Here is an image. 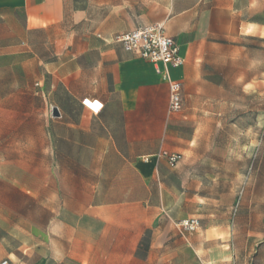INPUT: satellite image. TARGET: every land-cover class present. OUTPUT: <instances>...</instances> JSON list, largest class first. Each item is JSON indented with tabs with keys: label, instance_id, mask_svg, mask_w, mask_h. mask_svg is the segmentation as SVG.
<instances>
[{
	"label": "crops",
	"instance_id": "crops-1",
	"mask_svg": "<svg viewBox=\"0 0 264 264\" xmlns=\"http://www.w3.org/2000/svg\"><path fill=\"white\" fill-rule=\"evenodd\" d=\"M14 12L23 14L25 30L46 33L59 60L61 105L54 108L66 172L92 176L82 183L94 193L112 190L113 184L148 192L157 181L163 208L170 206L169 191L180 192L186 160L197 150L200 127L210 129L222 90L244 95L245 52L264 56V0H0V17ZM152 24L163 25L184 61L170 69L181 83L183 107L177 114L168 113V85L154 65L115 41ZM246 38L259 49L247 46ZM86 98L102 104L98 114L82 106ZM164 152L179 154L178 163L171 167L156 158ZM89 201L83 219L61 223L55 237L66 244L33 260L12 254L16 262L142 264L136 256L152 223L148 194Z\"/></svg>",
	"mask_w": 264,
	"mask_h": 264
},
{
	"label": "rangeland",
	"instance_id": "rangeland-1",
	"mask_svg": "<svg viewBox=\"0 0 264 264\" xmlns=\"http://www.w3.org/2000/svg\"><path fill=\"white\" fill-rule=\"evenodd\" d=\"M252 41L246 45L259 49ZM48 42L45 32L25 30L21 12L0 17V261L50 256L51 247L66 244L55 237L61 223L83 219L89 200L147 193L152 223L138 247L142 264H264V56L245 52L244 95L222 90L210 129L200 127L186 160L180 192L169 191L163 208L157 181L148 192L113 184L94 193L82 183L92 176L66 172L60 119L52 116L61 105L60 64ZM192 218L195 231L177 227Z\"/></svg>",
	"mask_w": 264,
	"mask_h": 264
},
{
	"label": "built area",
	"instance_id": "built-area-1",
	"mask_svg": "<svg viewBox=\"0 0 264 264\" xmlns=\"http://www.w3.org/2000/svg\"><path fill=\"white\" fill-rule=\"evenodd\" d=\"M115 41L121 45L125 52L131 53L140 59L154 65L156 73L168 85V113L177 114L183 107L181 93V83L173 80L170 76V69L178 68L183 64V58L177 43L165 34L162 24H152L139 27L128 32L119 34ZM92 114H98L102 109V104L93 99H83L81 101ZM156 158H164L171 167L175 166L180 156L175 153H160ZM144 161L148 162L149 158ZM177 227L188 232L195 231L199 227V220H181ZM0 264H25L23 262H13L10 259L0 261Z\"/></svg>",
	"mask_w": 264,
	"mask_h": 264
},
{
	"label": "water",
	"instance_id": "water-1",
	"mask_svg": "<svg viewBox=\"0 0 264 264\" xmlns=\"http://www.w3.org/2000/svg\"><path fill=\"white\" fill-rule=\"evenodd\" d=\"M52 116L59 117V112H58L57 108L52 109Z\"/></svg>",
	"mask_w": 264,
	"mask_h": 264
}]
</instances>
